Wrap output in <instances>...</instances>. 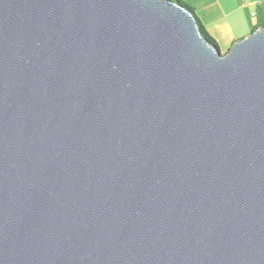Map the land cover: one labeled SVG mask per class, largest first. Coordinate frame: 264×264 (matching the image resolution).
<instances>
[{"label": "water", "instance_id": "1", "mask_svg": "<svg viewBox=\"0 0 264 264\" xmlns=\"http://www.w3.org/2000/svg\"><path fill=\"white\" fill-rule=\"evenodd\" d=\"M0 264H264V26L0 0Z\"/></svg>", "mask_w": 264, "mask_h": 264}, {"label": "crops", "instance_id": "2", "mask_svg": "<svg viewBox=\"0 0 264 264\" xmlns=\"http://www.w3.org/2000/svg\"><path fill=\"white\" fill-rule=\"evenodd\" d=\"M193 9L207 32L225 54L238 40L264 24V0H193ZM202 12V16L199 14Z\"/></svg>", "mask_w": 264, "mask_h": 264}, {"label": "trees", "instance_id": "3", "mask_svg": "<svg viewBox=\"0 0 264 264\" xmlns=\"http://www.w3.org/2000/svg\"><path fill=\"white\" fill-rule=\"evenodd\" d=\"M171 1L176 2V3L180 4L181 6H183V7L187 8V9L191 10L192 12H194L192 8H190L189 6H187L185 4V0H171ZM197 20H198V23H199V26H200V29H201L203 35L209 41H211L213 44H215L219 48V45H218L217 41L207 32V30L204 28V26L202 25V23L200 22V20L198 18H197ZM263 26H264V24L263 25H260L258 28L263 27Z\"/></svg>", "mask_w": 264, "mask_h": 264}, {"label": "rangeland", "instance_id": "4", "mask_svg": "<svg viewBox=\"0 0 264 264\" xmlns=\"http://www.w3.org/2000/svg\"><path fill=\"white\" fill-rule=\"evenodd\" d=\"M185 4L189 7H193L196 6V3L193 0H185ZM199 14L201 15L202 12H199ZM202 16V15H201Z\"/></svg>", "mask_w": 264, "mask_h": 264}, {"label": "built area", "instance_id": "5", "mask_svg": "<svg viewBox=\"0 0 264 264\" xmlns=\"http://www.w3.org/2000/svg\"><path fill=\"white\" fill-rule=\"evenodd\" d=\"M262 12H263V17H264V2L262 3Z\"/></svg>", "mask_w": 264, "mask_h": 264}]
</instances>
